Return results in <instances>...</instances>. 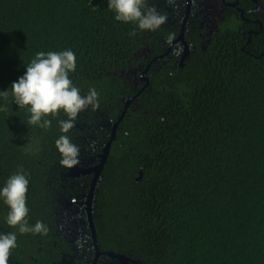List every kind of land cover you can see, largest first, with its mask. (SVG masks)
<instances>
[{"label": "trees", "instance_id": "obj_1", "mask_svg": "<svg viewBox=\"0 0 264 264\" xmlns=\"http://www.w3.org/2000/svg\"><path fill=\"white\" fill-rule=\"evenodd\" d=\"M146 5L171 15L165 0ZM200 9L189 23L194 51L180 67L176 54L161 57L179 33L174 22L140 30L117 21L108 0H0V91L9 93L0 95V189L22 172L29 226L48 229L10 227L0 198V235L17 237L8 264L59 261L69 247L58 232L61 202L90 185L61 163L65 114L47 117L48 129L31 125L11 95L38 52L64 50L75 53L69 77L80 94L98 93L99 108L80 112L66 134L78 166L100 162L127 99L145 88L118 125L96 188L100 249L136 264H264V16L251 14L260 24L249 36L222 0H201Z\"/></svg>", "mask_w": 264, "mask_h": 264}, {"label": "clouds", "instance_id": "obj_2", "mask_svg": "<svg viewBox=\"0 0 264 264\" xmlns=\"http://www.w3.org/2000/svg\"><path fill=\"white\" fill-rule=\"evenodd\" d=\"M108 7L115 13V19L124 23H134L140 30L154 31L166 22V16L159 14L155 8L147 7L146 0H108ZM135 35V32L132 33ZM173 37H168L171 43ZM76 70V56L71 50L60 52H38L26 66V71L18 81L10 86L11 95L19 108L27 107L31 113L29 124L48 129L52 120L61 112L67 119L59 120L62 135L55 144L62 155L61 163L72 167L79 161V148L66 135L73 127L78 114L89 106L99 108L98 93L90 89L88 95L82 96L80 89L73 85L69 73ZM6 100L8 90L0 91ZM7 111V108L0 109ZM29 181L22 172L12 174L0 189V198L7 205L6 222L10 227L18 228L21 234L47 233V227L37 221L34 226L28 223L27 191ZM16 234L0 235V264H8L11 250L16 247Z\"/></svg>", "mask_w": 264, "mask_h": 264}, {"label": "flooded vegetation", "instance_id": "obj_3", "mask_svg": "<svg viewBox=\"0 0 264 264\" xmlns=\"http://www.w3.org/2000/svg\"><path fill=\"white\" fill-rule=\"evenodd\" d=\"M222 3L226 7L234 8L243 22L249 25V36L253 33L251 26H255L258 23L260 24V20L251 18V14L255 13L258 14V16H264V4H259L257 0H254L252 3L254 8L248 10L241 7V0H222ZM200 4L201 0H165V5L168 8V12L171 14L166 17V23L167 25L172 24V22L176 23L179 33L169 44L167 51L161 57H165L169 53L176 54L179 57L177 64L180 67L185 66V63L194 51L192 40L188 37V35L193 32L189 28V23L199 22L198 15H200L201 10ZM93 175L92 173L88 176H80L78 178L72 177L76 182H80L83 178L85 182L89 180L90 185L86 187L82 183H78L81 188L79 191L80 193L73 198L68 197L61 202L62 207L56 216L58 232L60 236L66 240L69 247L66 249L68 252L62 250L60 253L61 259L57 262H52V264H125L111 259L104 254V252L108 251L100 249L97 233L95 240L93 238V232L88 226V216L93 219L95 226L94 206L91 207V209L89 208L88 211L89 204L87 203ZM75 199L77 203H72ZM66 201L72 204L67 206ZM65 210H68V212L65 213Z\"/></svg>", "mask_w": 264, "mask_h": 264}, {"label": "water", "instance_id": "obj_4", "mask_svg": "<svg viewBox=\"0 0 264 264\" xmlns=\"http://www.w3.org/2000/svg\"><path fill=\"white\" fill-rule=\"evenodd\" d=\"M144 89L145 88H143L134 98L127 99L126 105H125V110H124L123 114L120 116L118 121L112 125V134H111L109 142L106 144V146L103 149V154L100 157L101 158L100 162L97 165H95V166H89V165L78 166V165H75L72 168H70V170H69V172L67 174V176H69V177H76V178H78L80 176H88V175H91L92 173L94 174L93 175V180H92V183H91L89 199H88V202H87L89 204L88 205V211H89V208L91 209V207H93V201L95 199V191H96V188L99 186V182L102 180V173H103L104 165H105V163H106V161L108 159V155H109V151H110V148H111V144H112V142H113V140L115 138L116 130L118 128V125L122 121L123 116H124V114L126 112V109L129 107L130 103L139 94H141ZM72 203H77V200L76 199L73 200ZM72 203L71 202H67V206H70V204H72ZM64 212L67 213L68 210H65ZM88 218H89L88 226L93 232V238L96 240V230H95V226H94V223H93V219L90 218V216H88ZM104 254L107 255L108 257H110L111 259L117 260V261H119L121 263H125V264H131V263L136 264L137 263L136 261L131 260L129 257H127L126 255H123V254L114 253V252H110V251L104 252Z\"/></svg>", "mask_w": 264, "mask_h": 264}]
</instances>
